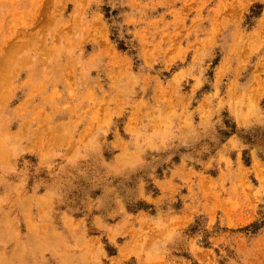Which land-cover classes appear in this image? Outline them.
<instances>
[{"label": "rangeland", "instance_id": "obj_1", "mask_svg": "<svg viewBox=\"0 0 264 264\" xmlns=\"http://www.w3.org/2000/svg\"><path fill=\"white\" fill-rule=\"evenodd\" d=\"M0 264H264V0H0Z\"/></svg>", "mask_w": 264, "mask_h": 264}]
</instances>
